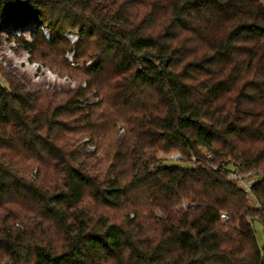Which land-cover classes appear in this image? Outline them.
<instances>
[{
  "label": "trees",
  "instance_id": "16d2710c",
  "mask_svg": "<svg viewBox=\"0 0 264 264\" xmlns=\"http://www.w3.org/2000/svg\"><path fill=\"white\" fill-rule=\"evenodd\" d=\"M11 21L91 64L48 65L69 92L0 84V264H264V0H0Z\"/></svg>",
  "mask_w": 264,
  "mask_h": 264
},
{
  "label": "rangeland",
  "instance_id": "374dc122",
  "mask_svg": "<svg viewBox=\"0 0 264 264\" xmlns=\"http://www.w3.org/2000/svg\"><path fill=\"white\" fill-rule=\"evenodd\" d=\"M40 29L45 35V38L49 40V32L43 24H31L24 29H18L14 21H11L7 28H0V38H6L7 40H14L12 47L16 55L19 57L14 62L0 50V84L6 87L7 82L5 79H18L23 84L26 85L28 90L32 93H36L42 89H50L53 92H69L74 89L76 83L72 79H80L78 74L73 76H68L66 74L61 75L57 70H51L49 64H54V68L58 69L64 64H68L73 69H81L82 67H87L91 64L90 60H82L80 63L74 62V51L69 48H64L63 46H56L51 48L49 60L44 59L42 54L33 55L30 54L27 48H24L17 41V37H21L24 42L32 43L33 35H38L37 31ZM30 30V31H29ZM29 31V32H25ZM40 35V34H39ZM68 41H70L71 46H75L79 42V38L76 34L69 32L65 36ZM41 41V38H39ZM59 47V48H58ZM45 50V46L42 47ZM54 49V51H53ZM50 51H47L49 54ZM53 60L56 62L54 63ZM62 69V68H61ZM60 71V70H59ZM86 103L91 105L97 103V99L93 95H89ZM124 132L122 130L118 131V139H122ZM86 141H83L81 145H85ZM84 148L91 153L93 148L90 146H84ZM169 157L167 158V161ZM86 165L92 166L95 163L93 161H86ZM169 165H180L185 166L182 162H168ZM98 169V168H97ZM258 244L260 246L264 245V229L259 223H255L253 226Z\"/></svg>",
  "mask_w": 264,
  "mask_h": 264
},
{
  "label": "built area",
  "instance_id": "2783aa9c",
  "mask_svg": "<svg viewBox=\"0 0 264 264\" xmlns=\"http://www.w3.org/2000/svg\"><path fill=\"white\" fill-rule=\"evenodd\" d=\"M208 158V162L206 163L207 167L211 170L217 171L218 167L211 163L212 155L209 153H205ZM187 158L182 156L181 154H172L169 156V161L172 162H187ZM191 166L194 168L195 164L197 163L196 157H192L190 160ZM229 180L238 185V187L246 194L247 199L250 203L254 204L256 208H259V201L254 193V186L257 183L256 179L251 178L249 175L241 174L237 169H233L232 171L228 172ZM190 205L188 203H183L182 208L187 209ZM221 220L225 222H229V217L222 213Z\"/></svg>",
  "mask_w": 264,
  "mask_h": 264
},
{
  "label": "clouds",
  "instance_id": "9594fccd",
  "mask_svg": "<svg viewBox=\"0 0 264 264\" xmlns=\"http://www.w3.org/2000/svg\"><path fill=\"white\" fill-rule=\"evenodd\" d=\"M14 40H7L6 38H0V50H3V53L8 57V59L13 62L19 57L13 50L12 43Z\"/></svg>",
  "mask_w": 264,
  "mask_h": 264
},
{
  "label": "bare ground",
  "instance_id": "6f19581e",
  "mask_svg": "<svg viewBox=\"0 0 264 264\" xmlns=\"http://www.w3.org/2000/svg\"><path fill=\"white\" fill-rule=\"evenodd\" d=\"M30 31V30H29ZM29 31H25V32H29Z\"/></svg>",
  "mask_w": 264,
  "mask_h": 264
}]
</instances>
